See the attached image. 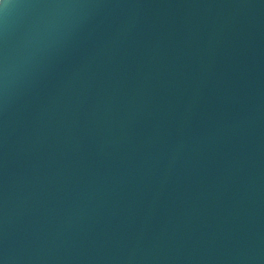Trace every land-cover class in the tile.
<instances>
[{
	"label": "water",
	"instance_id": "95a60500",
	"mask_svg": "<svg viewBox=\"0 0 264 264\" xmlns=\"http://www.w3.org/2000/svg\"><path fill=\"white\" fill-rule=\"evenodd\" d=\"M0 264H264V0H0Z\"/></svg>",
	"mask_w": 264,
	"mask_h": 264
}]
</instances>
